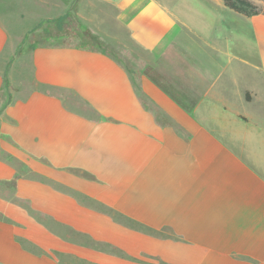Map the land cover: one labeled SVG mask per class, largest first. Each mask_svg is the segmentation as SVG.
Instances as JSON below:
<instances>
[{
	"label": "crops",
	"instance_id": "1",
	"mask_svg": "<svg viewBox=\"0 0 264 264\" xmlns=\"http://www.w3.org/2000/svg\"><path fill=\"white\" fill-rule=\"evenodd\" d=\"M100 1L148 56L134 74L41 45L6 97L0 24V264H264V10L199 0L192 30L159 0Z\"/></svg>",
	"mask_w": 264,
	"mask_h": 264
},
{
	"label": "rangeland",
	"instance_id": "2",
	"mask_svg": "<svg viewBox=\"0 0 264 264\" xmlns=\"http://www.w3.org/2000/svg\"><path fill=\"white\" fill-rule=\"evenodd\" d=\"M159 1L176 15L181 27L187 23L197 30L199 0ZM260 3L258 6L264 10V0ZM224 20L229 26L236 23L233 13L225 14ZM0 24L14 36L9 42L14 53L9 65L14 73L4 87L6 97L12 89L17 96L25 94L32 78V52L37 46L104 51L126 64L132 74L135 62L148 60L146 53L137 49L128 29L117 20L115 10L100 0H0ZM173 57L169 61L173 62Z\"/></svg>",
	"mask_w": 264,
	"mask_h": 264
},
{
	"label": "trees",
	"instance_id": "3",
	"mask_svg": "<svg viewBox=\"0 0 264 264\" xmlns=\"http://www.w3.org/2000/svg\"><path fill=\"white\" fill-rule=\"evenodd\" d=\"M224 5L233 11L244 16H253L262 12V9L251 0H223ZM246 98L250 100V95L247 94Z\"/></svg>",
	"mask_w": 264,
	"mask_h": 264
}]
</instances>
